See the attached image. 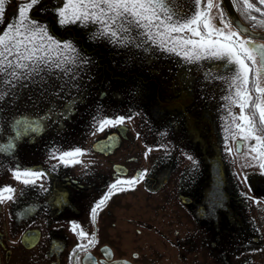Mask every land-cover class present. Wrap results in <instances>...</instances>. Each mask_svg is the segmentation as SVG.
I'll use <instances>...</instances> for the list:
<instances>
[{
	"label": "snow or ice",
	"instance_id": "snow-or-ice-1",
	"mask_svg": "<svg viewBox=\"0 0 264 264\" xmlns=\"http://www.w3.org/2000/svg\"><path fill=\"white\" fill-rule=\"evenodd\" d=\"M228 4L248 21L264 26V0H228ZM256 35L233 17L225 0H0V125L14 133L2 147H18L17 141L23 142V137L53 128L62 132L85 107L90 129L104 132L112 126L122 127L138 113L105 114L96 97L119 91L123 85L149 102L164 132L183 129L193 147L202 145L212 157L211 140L201 126L203 112L195 101L202 104L210 99V88L220 80L227 84L223 97L227 103L221 105L226 111L222 119L228 125L222 129L223 151L233 153L229 139L235 142L233 161L241 155L245 159L234 175L248 189L239 187V193L258 202L262 198L252 194V174L258 172V178L264 180V42L258 43ZM105 46L110 51H124L113 58L104 51ZM130 48L138 51L129 54ZM232 105H238L239 112ZM114 138L112 133L105 135L109 141ZM93 148L61 150L53 143L47 150L48 159L55 160L49 166L51 172L61 164L82 163L77 158ZM243 148L249 151L242 152ZM184 155L196 169L199 161L194 152L186 150ZM219 163L218 159L211 161L218 184L223 182ZM10 171L26 187H38L45 193L50 190L51 172L44 167L16 165ZM149 171L143 168L134 175L111 179L90 203L91 221L96 222L122 185L132 189L144 181L146 186ZM16 198L14 185L0 186V203ZM71 198L61 192L45 203H51L54 212ZM230 211L227 199L217 191L201 214L220 221ZM68 225L76 236L69 256L84 251L88 264H98L85 247L99 244L97 232L86 230L77 219H70ZM21 235L34 238L36 234ZM102 251L110 257L108 245ZM131 255L139 257L140 253ZM75 259L79 264V257Z\"/></svg>",
	"mask_w": 264,
	"mask_h": 264
},
{
	"label": "flooded vegetation",
	"instance_id": "flooded-vegetation-1",
	"mask_svg": "<svg viewBox=\"0 0 264 264\" xmlns=\"http://www.w3.org/2000/svg\"><path fill=\"white\" fill-rule=\"evenodd\" d=\"M235 12L247 27L264 31V26ZM11 13L9 8L8 14ZM104 49L113 58L124 51H110L109 46ZM127 51L134 54L138 50ZM118 92H123L120 102H127L124 110L133 112L138 97L125 86ZM210 94L205 106L200 101L195 103L203 112L201 126L211 140L212 157L202 145L193 147L183 129H173L178 139H168V132L163 128L146 133L136 118L125 121L122 127L106 128L104 132L93 129L84 135L52 136L48 137L51 138L48 143L34 141L18 148L11 156L13 167H44L51 172L49 166L55 160L48 159L47 150L53 143L63 150L95 145L92 151L77 158L82 163L61 164L51 172L47 193L38 187H26L12 173L1 177L0 186L14 185L17 198L0 203V264H77L75 257H79V264H88L84 251L77 250L74 256H69L76 242L68 225L70 219H77L86 230L97 232L99 244L85 247L98 264L105 260L107 264L119 260H130L131 264H245V261L264 264V180L258 178V172L252 174V194L262 198L258 202L241 197L239 187L247 191V185L240 184L234 172L245 158L241 155L233 161L235 142L230 139L228 146L233 147V153L223 151L219 98L213 92ZM234 108L239 112L238 105ZM107 133L115 138L105 139ZM155 144L166 147L149 148ZM186 150L194 152L199 161L196 169L184 155ZM218 158L222 162L220 184L211 164ZM143 168L150 169L146 186L144 181L132 189L122 185V191L113 194L96 222H92L88 215L90 203L106 190L111 179L117 175H134ZM217 191L225 196L231 209L220 221L201 214V209ZM61 192L69 193L71 201L66 206H57L53 212V205L45 202L52 201ZM22 233L36 235L22 238ZM105 244L111 251L110 257H105L102 251ZM133 252H139V257H132Z\"/></svg>",
	"mask_w": 264,
	"mask_h": 264
},
{
	"label": "water",
	"instance_id": "water-1",
	"mask_svg": "<svg viewBox=\"0 0 264 264\" xmlns=\"http://www.w3.org/2000/svg\"><path fill=\"white\" fill-rule=\"evenodd\" d=\"M226 6L229 7V10L232 12L233 17L238 20L241 25H243L245 28L247 27L237 16V12H235L234 9L231 8V6L228 4V0H225ZM251 32L256 33L255 39L257 40H262L261 37H264V31L261 32H256L253 29L249 28ZM104 51L109 55L110 53L104 49ZM201 75L203 73V69L200 70ZM215 76V73H213ZM217 81L219 82L217 84ZM123 87V85L121 86ZM106 91V90H102ZM214 93L217 98H219V109L221 112L220 119L222 122L220 123L221 127L219 128L220 130V135L225 136V133L222 131V129L225 127L227 121L223 120L222 117L226 115V111L222 110L221 105L227 103L223 99V97L227 94V84L220 81V80H215L214 81V86L210 88V93ZM123 97V92H107L106 95L103 96H98L96 97V103L100 104L102 107V110L105 114H112V113H124L127 115H132L133 112L138 113V115L132 116V118H136L138 120V123L142 126L143 130H145L146 133L152 131L153 129L162 128L161 124L157 122V117L155 115V112L153 109L150 107V104L148 101L137 98L135 106L133 107V112L129 110H124L125 105H127L126 101L120 102L119 99ZM201 100L203 98L201 97ZM203 104L205 106L206 100H203ZM235 105H232L233 111L235 112ZM89 115V109L87 107L83 108V110L77 114L76 117H74L73 121H71L69 124L65 126V130L62 132L57 133V130L55 128L51 130H46L41 134H34L32 138H29L28 136L23 137V142L17 141V144L19 145L18 147H13V148H8L5 149V147L8 143V137L14 135L12 131H7L4 129L3 125H0V179L4 175L11 173L10 169L13 167L12 161H11V156L15 153H17V149L21 147H26L34 143V141L42 143H48L50 142L51 138L48 137H59L63 135H68V136H73L74 134H86L89 133L91 130L89 125L90 121L88 119ZM174 132L168 133V139H178L176 135H174ZM69 140L71 137L68 138ZM61 150H63L61 147H58ZM20 152V151H19ZM219 162L220 159L218 158ZM219 167H222V162L219 163Z\"/></svg>",
	"mask_w": 264,
	"mask_h": 264
},
{
	"label": "rangeland",
	"instance_id": "rangeland-1",
	"mask_svg": "<svg viewBox=\"0 0 264 264\" xmlns=\"http://www.w3.org/2000/svg\"><path fill=\"white\" fill-rule=\"evenodd\" d=\"M235 112H237V109H236V111H235ZM227 126H228V125H227V123H226L225 127H227ZM225 127H224V128H225Z\"/></svg>",
	"mask_w": 264,
	"mask_h": 264
}]
</instances>
